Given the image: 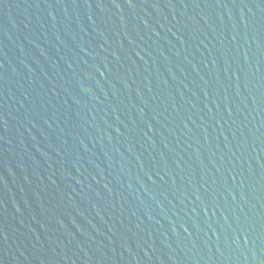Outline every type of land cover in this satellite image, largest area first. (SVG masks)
<instances>
[{"label": "water", "instance_id": "obj_1", "mask_svg": "<svg viewBox=\"0 0 264 264\" xmlns=\"http://www.w3.org/2000/svg\"><path fill=\"white\" fill-rule=\"evenodd\" d=\"M0 264H264V0H0Z\"/></svg>", "mask_w": 264, "mask_h": 264}]
</instances>
